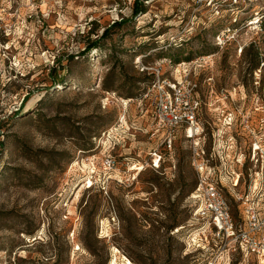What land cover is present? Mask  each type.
<instances>
[{"label": "rangeland", "instance_id": "1", "mask_svg": "<svg viewBox=\"0 0 264 264\" xmlns=\"http://www.w3.org/2000/svg\"><path fill=\"white\" fill-rule=\"evenodd\" d=\"M139 55L191 69L207 150L222 110L264 114V0H0V264H260L213 251L194 141L161 146Z\"/></svg>", "mask_w": 264, "mask_h": 264}, {"label": "built area", "instance_id": "2", "mask_svg": "<svg viewBox=\"0 0 264 264\" xmlns=\"http://www.w3.org/2000/svg\"><path fill=\"white\" fill-rule=\"evenodd\" d=\"M222 38L219 36V40ZM143 57L138 56L137 65L153 78L146 83L140 99L153 96L150 117L154 133H161V146L172 150L181 131L194 141L192 166L198 180L190 194L193 216L204 221L219 241L213 251L243 258L254 256L264 264V134L261 135L264 114L254 121L252 114L241 108L234 112L222 110L223 127L207 150L205 144L196 141L204 129L199 119L200 85L191 77V69L176 66L174 76H165L161 65H148ZM201 58L204 57L192 63L201 62ZM187 64L184 61L178 65ZM134 100L128 99L125 105ZM263 108V105L255 107L253 112ZM239 125L245 135L238 130ZM162 159L161 152L152 153V166L159 168ZM103 163L111 170L118 164L112 156L105 157ZM245 172L250 180L248 186ZM217 257L209 258L204 264H215Z\"/></svg>", "mask_w": 264, "mask_h": 264}, {"label": "trees", "instance_id": "3", "mask_svg": "<svg viewBox=\"0 0 264 264\" xmlns=\"http://www.w3.org/2000/svg\"><path fill=\"white\" fill-rule=\"evenodd\" d=\"M146 12V10L143 8V5H139L138 3H136V5L134 6V16L136 15V14H139V13H145ZM117 24H121L122 25V22H119V23H117ZM109 32H110V29H106L105 30V32L103 33V35H102V37L101 38H99V39H96V40H94V41H92L90 44H89V46H88V49H87V51H89L91 48H93V47H98V46H101V40L102 39H104V38H106L108 35H109ZM182 43V42H181ZM182 45H184V44H182ZM175 63H178V62H180L179 61V59H175V61H174ZM146 81L148 80V77H146V79H145ZM145 81V82H146Z\"/></svg>", "mask_w": 264, "mask_h": 264}]
</instances>
